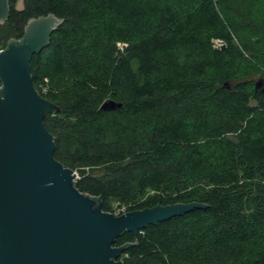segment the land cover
<instances>
[{
  "label": "trees",
  "instance_id": "1",
  "mask_svg": "<svg viewBox=\"0 0 264 264\" xmlns=\"http://www.w3.org/2000/svg\"><path fill=\"white\" fill-rule=\"evenodd\" d=\"M12 12L21 31L63 20L31 75L60 109L45 125L76 188L105 212L206 206L125 232L123 263L264 264V0H28ZM109 100L122 106L102 110Z\"/></svg>",
  "mask_w": 264,
  "mask_h": 264
},
{
  "label": "water",
  "instance_id": "2",
  "mask_svg": "<svg viewBox=\"0 0 264 264\" xmlns=\"http://www.w3.org/2000/svg\"><path fill=\"white\" fill-rule=\"evenodd\" d=\"M8 15V0H0V23ZM62 23L53 15L33 19L21 43L0 51V264H124L125 248L114 245L125 232L206 207L176 204L115 215L76 188L79 175L56 160L45 125L46 115L60 109L37 92L31 75L33 56ZM121 106L109 100L101 109Z\"/></svg>",
  "mask_w": 264,
  "mask_h": 264
},
{
  "label": "flooded vegetation",
  "instance_id": "3",
  "mask_svg": "<svg viewBox=\"0 0 264 264\" xmlns=\"http://www.w3.org/2000/svg\"><path fill=\"white\" fill-rule=\"evenodd\" d=\"M27 5H28V0H24L23 2H21V0H8V7H9V15L8 18L4 20V23H0V25H10L13 29V33L10 37V39L7 41L5 46H0V51L5 50L8 45L10 43H21L26 35V28L29 26V23L34 19V18H30L26 21H24V26H23V31L20 30V24H18V22L20 21H16L15 19H12L11 14H13L12 11H14V14H17V16H20L21 14H23L26 9H27ZM2 86V84H0V87Z\"/></svg>",
  "mask_w": 264,
  "mask_h": 264
},
{
  "label": "rangeland",
  "instance_id": "4",
  "mask_svg": "<svg viewBox=\"0 0 264 264\" xmlns=\"http://www.w3.org/2000/svg\"><path fill=\"white\" fill-rule=\"evenodd\" d=\"M12 33H13L12 29L7 27L6 25L4 26V28L0 27V46H2V44H3V46H5V43L10 39ZM91 173H93L95 175H101L102 171L100 169H94L93 171H91ZM115 204L116 203L113 204V207L116 206Z\"/></svg>",
  "mask_w": 264,
  "mask_h": 264
},
{
  "label": "built area",
  "instance_id": "5",
  "mask_svg": "<svg viewBox=\"0 0 264 264\" xmlns=\"http://www.w3.org/2000/svg\"><path fill=\"white\" fill-rule=\"evenodd\" d=\"M218 45H223L222 43H220V42H218ZM116 206H114L113 208H112V212L111 213H113V214H115V215H122V214H125V213H127L128 212V206H125V205H123V206H120L119 204H115Z\"/></svg>",
  "mask_w": 264,
  "mask_h": 264
}]
</instances>
